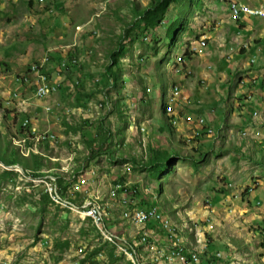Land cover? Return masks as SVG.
<instances>
[{"label":"rangeland","instance_id":"1","mask_svg":"<svg viewBox=\"0 0 264 264\" xmlns=\"http://www.w3.org/2000/svg\"><path fill=\"white\" fill-rule=\"evenodd\" d=\"M153 1L0 0V155L32 161L34 152L45 163L35 177L0 161V174L12 172L0 179V264H264V119L251 124L254 103L243 99L248 86L240 87L245 71L254 67L262 71V87L264 20L253 17L252 29L238 35L229 29L233 23L242 28V19L224 22L222 15L230 19L229 1L264 0H171L158 26L137 27L141 18L134 8L140 12ZM177 18L181 28L172 40L167 29ZM215 24L225 26L223 47L205 39L214 36ZM234 36L241 44L256 37L258 45L237 52ZM199 43L204 48L192 51ZM121 45L124 54L114 69L120 68L122 80L114 85L106 70ZM47 56L58 58L48 65L59 83L46 98L55 106L50 112L35 98L34 86L21 79ZM73 57L78 64L60 70L62 59ZM210 66L208 81L202 69ZM220 70L227 71L223 83L213 78ZM182 87L189 102L178 107L175 125L169 103L185 94ZM77 94L86 105L77 102ZM196 105L204 112L195 117H204L208 126L183 121L186 109ZM168 117L172 132L164 128ZM87 120L103 121L107 131L106 140L92 148L83 139ZM34 129L41 138H34ZM150 149L175 152L160 174L146 165ZM57 172L68 175L60 186L64 199L79 208L94 202L104 209L118 250L84 212L51 195L42 198L50 183L46 177L58 179ZM122 186L126 190L112 196L113 187ZM148 206L159 213L154 225L137 222L138 210ZM180 247L189 253L181 261L174 258Z\"/></svg>","mask_w":264,"mask_h":264},{"label":"built area","instance_id":"2","mask_svg":"<svg viewBox=\"0 0 264 264\" xmlns=\"http://www.w3.org/2000/svg\"><path fill=\"white\" fill-rule=\"evenodd\" d=\"M229 11V17L230 20L232 21H239L243 16H249V17H259L264 20V1L261 2L258 5H250V4H244L242 2L236 3L234 1H231V8H228ZM205 39H211V35L208 33V37ZM204 48V46H200V43L198 46H194V50L192 51H198ZM52 63L51 57H45L42 59L40 62H35L30 67H28L26 73L22 75V78L24 82L30 83L31 85L34 86V95L35 98H37L38 101H43L42 104H44V108L46 109L47 112H50L54 109V105H49V100H47V97H52L59 89V83H55L52 81L50 73H49V63ZM254 62V59H252V63ZM78 64L77 58L73 57L70 59H62L61 63L59 64V68L64 69V68H69L71 66H75ZM77 83H79V80H77ZM181 86V85H177ZM189 102V97L186 94H180L176 95L175 97H171L169 107L172 109V112L174 113V121L175 125H179V109L183 104H186ZM197 116V115H196ZM186 124H193L194 122L197 124L198 127H203L206 124V121L204 117H195V115L191 112H186V116L184 117L183 120ZM29 120L26 119V126H28ZM208 126V125H207ZM211 130L210 127H208V132ZM31 134L34 135V138H41V132H37V130H31ZM43 132H48V138H56L55 133L49 132V131H43ZM96 171L91 172L87 176V178L83 179L82 186H78L74 191V195H76V192H81V188L85 187L88 184V179L90 176L94 175ZM75 176V174H74ZM49 179L50 183L49 186L45 189L46 193L49 195H58L59 197V188L62 184H65L67 180H59L57 178H51V177H46ZM126 190V187H113V195L114 197L118 196L120 191ZM122 196H125L124 193L122 192ZM128 200V199H127ZM84 206H88L90 208H93L97 212V217H101L99 214V209L91 206L88 204H84ZM102 218V222L105 224L107 228H109L112 231V225H108V219H105L104 217ZM159 219V215L157 214L155 210V206H148L145 208H140L138 210V221L139 223H150V222H157ZM114 233V232H113ZM117 236V235H116ZM125 246H127L125 244ZM128 247V246H127ZM184 256H188L185 254L183 251V248L180 247L179 249L176 250V253L174 255V258H178L179 261ZM201 262V261H200Z\"/></svg>","mask_w":264,"mask_h":264},{"label":"trees","instance_id":"3","mask_svg":"<svg viewBox=\"0 0 264 264\" xmlns=\"http://www.w3.org/2000/svg\"><path fill=\"white\" fill-rule=\"evenodd\" d=\"M33 3L30 1V5H32ZM171 4V0H154L153 2H151L148 7H145L142 9V11H138L137 7L134 8L137 16H140L141 20L140 22L136 21V26L139 28H143L145 30H148L150 28H155L156 26H158L161 21L162 18L166 15L169 6ZM179 28H181V21L179 18L175 19L174 22H172L167 29V34L169 36L170 39L174 40L177 31L179 30ZM130 33V30H127V32L125 33V36H128ZM123 50V45L120 46L119 49H117L116 51H114L111 55V65L108 66L107 70H106V75L108 76V81L111 82V84L114 85H118L119 81L122 80V74L120 72V68L114 69L115 67H118L119 63H120V59L122 57V55L124 54ZM58 59L56 57L51 58L52 60ZM60 59V58H59ZM79 84V83H78ZM78 87V86H77ZM82 91V85L78 87V94L81 93ZM77 94V102L81 105H86V100L84 99H79V95ZM165 114H168V110L165 108L164 109ZM167 124H165V129H168L172 132L173 128L172 126H175L173 123V120L168 119ZM83 123H85V129L83 128V139L86 142V145H88L89 148H92L94 146V144L96 142L98 143H102L104 142V140H106L105 134L107 133V131H105L103 129L104 123L103 121H101L98 125H91L88 120L84 121ZM22 128L24 129V122L22 124ZM48 141H43V142H49ZM108 149V148H107ZM108 151V150H106ZM150 157L147 161V166L150 167L151 171L154 174H160L163 172V170L170 165V163H172L173 159L172 153H175L174 150L171 151H167V150H159V149H150ZM95 152L92 151V153L90 152L89 157L92 158V156H95ZM17 159V155H10L9 157H5L0 155V161H2L5 165L7 166H14V165H20L23 167V169L25 170V172H28L31 176H40L42 175V173H38L37 171L40 170V168L42 166H44V161H43V157H41L40 155L32 152V161H29V159L27 157H24V161H19L16 160ZM55 164H59V163H55ZM59 166V165H58ZM55 167L53 169H58L59 167ZM31 170V171H30ZM12 172L5 170L3 173L0 174V179L2 178H7L9 175H11ZM49 174V173H48ZM59 175V172L55 173ZM48 176V175H46ZM65 174H61L58 177L59 180H65ZM60 194L64 197L63 192L61 190V187L59 188ZM50 197V198H49ZM43 199H52L51 196L45 192V194L42 196ZM65 198V197H64ZM71 198V197H69ZM67 199V198H66ZM69 201H71L72 203H74L75 205H77L74 201H72L71 199H67ZM75 200V199H73ZM141 208H145V207H141ZM156 208V207H155ZM157 214L159 215V213L157 212ZM160 218V217H159ZM110 221V219H108ZM92 221V220H91ZM154 223L156 224V222H150V225ZM96 227V226H95ZM164 228V225L162 226ZM97 229V227H96ZM98 230V229H97ZM99 232V230H98ZM100 233V232H99ZM101 235V234H100ZM102 237V236H101ZM108 245H110L112 247V250L115 251L118 250V246L109 242H106ZM68 244V243H67ZM130 245H134L132 242L129 243ZM130 248V247H129ZM99 251V249H95V251L91 254H95ZM185 254L188 255L189 253L187 251H185ZM206 255V253H205ZM216 258V257H215Z\"/></svg>","mask_w":264,"mask_h":264},{"label":"crops","instance_id":"4","mask_svg":"<svg viewBox=\"0 0 264 264\" xmlns=\"http://www.w3.org/2000/svg\"><path fill=\"white\" fill-rule=\"evenodd\" d=\"M258 1V0H257ZM229 2H227V5H228V8H229V4H228ZM261 3V2H260ZM260 3H258V4H260ZM250 5H253V6H255V3L254 4H250ZM213 6H215L216 7V5L214 4ZM217 8V7H216ZM222 15L224 16V19L226 20V21H224V22H231V23H233V21L232 20H230V19H227V14H225V13H222ZM228 17H229V13H228ZM252 18L253 17H249V16H243L241 19V22H243L242 24L243 25H241L242 26V28H238V26H237V28L234 26V23H233V25L231 26V28L229 29V33L231 32V33H233L234 31H231L232 29H236V32H237V34L238 35H240L244 30H247V29H252V27H251V25H249L250 23H251V20H252ZM228 20V21H227ZM244 20V21H243ZM240 22V21H239ZM245 22V23H244ZM234 26V27H233ZM224 27L225 26H222L221 24H215V27H214V30L212 31L213 33H214V36H211V38L212 39H210L211 41H213L214 42V44L217 46V44H219V43H221V47H223V46H225L226 44H227V40H228V37L227 36H225V33H226V30H224ZM228 33V34H229ZM235 34V33H234ZM227 37V38H226ZM218 40H220V41H218ZM234 40H235V42L237 43V44H239L240 45V48L238 49V51L237 52H239V50L240 49H242V47H243V45L244 46H246L248 49L247 50H249L250 48H252V45H258V43H257V40H256V37H253V36H251L250 38H249V40L248 41H246V42H244V43H242L241 44V41H239L235 36H234ZM210 41V42H211ZM219 42V43H218ZM252 42H254L255 44H252ZM190 43H191V41H190ZM190 43H186V44H190ZM192 45V44H191ZM189 45H187V47H188ZM247 52V51H246ZM188 53V52H187ZM223 53V52H222ZM224 54H226V52H224ZM220 55H221V53H220ZM230 56H232V55H230ZM180 57H182V56H179V58ZM253 59V58H252ZM252 61V60H251ZM184 62L186 63V61H185V59H184ZM248 64L249 63H243V66H244V68H247V67H245V66H248ZM229 65V64H228ZM254 65V64H253ZM232 66V65H231ZM254 66H256V65H254ZM229 67V66H228ZM211 69H212V67L210 66L209 67V69L207 70V69H205L204 71H203V69H202V72L204 73L203 74V78H205V79H208V81H210L209 80V76H210V74L212 73L211 72ZM183 69H179V71H177L178 73H181L180 71H182ZM183 73V72H182ZM262 74V71L261 70H258V69H256L255 67L254 68H251V69H248V70H246L245 71V73H244V75H245V77L242 79V83L240 84V87L242 86V87H246V86H248V88H246V90H245V95H244V100L246 101V102H253L254 103V107H253V113H252V117H251V124H253V126H254V121H255V119H259L260 118V121L262 120V119H264V117L262 118V115L264 114V84H263V79L261 78L260 80H262V87L260 88V81L258 80V77H261V74ZM209 75V76H208ZM215 75V76H214ZM183 76V75H182ZM181 76V77H182ZM180 77V78H181ZM216 77H218V81L219 82H221V83H223V81L227 78V71H224V70H220L218 73H216V74H214V72H213V78L214 79H216ZM250 81H252L253 83H251L250 85H248V82H249V80ZM255 83V84H254ZM183 88V87H182ZM183 90H185V92H186V94L189 96V94H188V91H187V89H185V88H183ZM257 93H258V95H257ZM245 97H247V99H245ZM197 102H199V103H201V101H199V100H197ZM41 103H43V102H41ZM202 104V103H201ZM196 107H198L197 109H196ZM196 107H191V108H189V109H186L187 110V112H192L194 115H197V113H199V112H201V111H203L204 112V110H203V108L201 109V106L200 105H196ZM192 109V110H191ZM254 113H257L256 115H254Z\"/></svg>","mask_w":264,"mask_h":264},{"label":"bare ground","instance_id":"5","mask_svg":"<svg viewBox=\"0 0 264 264\" xmlns=\"http://www.w3.org/2000/svg\"><path fill=\"white\" fill-rule=\"evenodd\" d=\"M222 1H224V0H222ZM229 2H231V1H229ZM229 8H231V3H230V7ZM254 115H255V113H254ZM166 116H168V114ZM169 118L170 117H168V119ZM51 196L53 197V199L56 202L61 203V204L65 205L66 207H69V208H71L73 210L79 211L80 213L84 212V215H86V217H88V218L93 220L94 225L98 227L99 232L101 233V235L106 240H108L109 242H111L113 244H116V245L120 244L117 241L118 240L117 237L113 233H110L109 228H107L105 226V224L102 222V218L101 217H104L106 219L107 215H106V213L103 212L104 209H102L98 204H96L94 202L93 203H91V202L89 203L91 206L99 209V214H100L101 217H97V212L93 208H90L88 206H83L82 208H79L78 206H76L71 201H68V200L64 199L61 196L60 193H59V197H58V195H51ZM136 218L138 220V212L136 214Z\"/></svg>","mask_w":264,"mask_h":264}]
</instances>
